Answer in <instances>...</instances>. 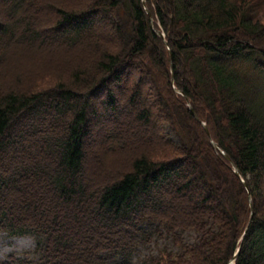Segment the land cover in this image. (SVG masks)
Instances as JSON below:
<instances>
[{"label":"trees","instance_id":"16d2710c","mask_svg":"<svg viewBox=\"0 0 264 264\" xmlns=\"http://www.w3.org/2000/svg\"><path fill=\"white\" fill-rule=\"evenodd\" d=\"M0 233L36 241L0 264H264V0H0Z\"/></svg>","mask_w":264,"mask_h":264},{"label":"rangeland","instance_id":"374dc122","mask_svg":"<svg viewBox=\"0 0 264 264\" xmlns=\"http://www.w3.org/2000/svg\"><path fill=\"white\" fill-rule=\"evenodd\" d=\"M62 56V53H60ZM74 57V56H72ZM67 72V71H66ZM128 122L132 121V118L126 119ZM134 120V119H133ZM128 143L134 146V148H139L142 144H149L151 140L150 131L147 127H142L141 129H134L129 131L127 134ZM109 138H102L101 142H98V145L102 148L104 147V142L108 141ZM109 146V145H108ZM108 151H112V146H109ZM102 151V150H101ZM94 162L96 165L102 164V159L98 156V152L94 153ZM115 171H117L115 169ZM106 176V175H105ZM176 210H180L186 216L190 215V208L188 206H184L182 203H179L175 206ZM71 223V222H70ZM93 227L88 229L89 234H92ZM88 235V233H87ZM87 237V236H86ZM164 236L160 238L158 236H154L150 243H139L137 250L133 255L134 264H142L144 260L152 255H157L160 249L168 248L170 250H176L177 247L175 244ZM184 239L188 243H194L196 240V234L194 232H188L184 234ZM36 247L35 238L32 236L26 237H9L7 234L0 233V259H5L9 254L15 253L21 256L24 253L32 252Z\"/></svg>","mask_w":264,"mask_h":264},{"label":"water","instance_id":"95a60500","mask_svg":"<svg viewBox=\"0 0 264 264\" xmlns=\"http://www.w3.org/2000/svg\"><path fill=\"white\" fill-rule=\"evenodd\" d=\"M148 12H149V11H148ZM205 129H206L208 135L210 136V132H209L208 128L205 127ZM210 137H211V136H210ZM212 143H213V145H214V147H215L216 149L219 148V146H218L215 142H212ZM225 157H226V159H227L229 162H232L231 159H230L227 155H225ZM235 171H236L237 175H240V172H239L237 169H235ZM245 186L248 187V185H247L246 183H245ZM251 206H252V204H251ZM252 207H253V206H252ZM238 255H239V252L237 253L235 259L238 258Z\"/></svg>","mask_w":264,"mask_h":264}]
</instances>
